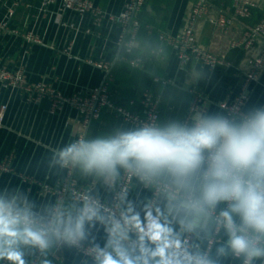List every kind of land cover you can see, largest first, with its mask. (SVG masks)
Returning <instances> with one entry per match:
<instances>
[{
	"label": "clouds",
	"instance_id": "9594fccd",
	"mask_svg": "<svg viewBox=\"0 0 264 264\" xmlns=\"http://www.w3.org/2000/svg\"><path fill=\"white\" fill-rule=\"evenodd\" d=\"M214 79L215 63L188 69L193 86ZM46 162L91 185L56 203L0 185V264H53L59 251L79 264H264V102L114 122Z\"/></svg>",
	"mask_w": 264,
	"mask_h": 264
},
{
	"label": "crops",
	"instance_id": "0c3cea01",
	"mask_svg": "<svg viewBox=\"0 0 264 264\" xmlns=\"http://www.w3.org/2000/svg\"><path fill=\"white\" fill-rule=\"evenodd\" d=\"M40 1L0 0V21H6V27L0 28V64L9 69H22L29 83L44 81L63 95H72L106 82L114 102L135 111H141L140 92L150 88L161 94V121L185 115L194 90L208 98L201 106L209 103L215 110L221 100L233 97L242 87L248 54L243 48L232 46L231 41L240 37L243 25L255 22L256 16L235 19L228 28L222 29L212 23L209 16L219 12L231 15L229 1H213L207 15L195 24L199 44L225 62V66L215 67V79L211 84L199 86L190 84L188 69L200 62L192 59L181 68L170 46L163 45L158 52V40L155 38L153 44L149 43L153 29L176 32L184 23L193 0H146L138 18L140 23L147 21L148 30L143 41L136 37L134 50V55L144 58L143 65L138 66L143 71L133 76L130 75L131 67L125 62L128 60L125 46L118 43L122 31L120 24L105 19L100 28L87 32L91 27L90 15L62 11L58 3L41 10ZM92 1L106 12L116 14L126 0ZM256 1L257 14L264 16V0ZM10 8L14 11L9 16ZM24 33H30L40 42L27 40ZM257 50L255 47L250 52ZM162 52L166 57L163 61L159 58ZM99 61L107 62L108 70L97 67L94 62ZM111 71L117 72L116 78ZM149 75L169 82L162 84L154 77L150 80ZM247 92L246 103L264 102V69L257 81L249 83ZM2 104H6V108L0 127V160L11 156L13 171L0 174V185H20L38 203H56L71 197L60 198L51 190L67 173V170L60 172L48 168L46 157L53 145L80 132H98L114 122H125L112 111L103 109L97 119L83 125L76 108L68 103L51 110L48 98L32 102L22 90L0 84V106ZM73 176L78 183L86 187L91 185L90 180L74 173ZM44 185L50 187L48 191L43 189ZM51 259L53 264H79L77 257L64 251L56 252Z\"/></svg>",
	"mask_w": 264,
	"mask_h": 264
},
{
	"label": "built area",
	"instance_id": "2783aa9c",
	"mask_svg": "<svg viewBox=\"0 0 264 264\" xmlns=\"http://www.w3.org/2000/svg\"><path fill=\"white\" fill-rule=\"evenodd\" d=\"M213 1L215 0H193L184 23L176 32L158 31L160 45L156 51H161L163 45L170 46L174 50L181 68H184L192 59L201 64L215 63V67L225 66L222 57L199 44L195 31L197 20L207 15ZM218 1H229L232 7L231 15L219 12L214 16H209V20L222 29L228 28L235 19L249 18L252 14V8L257 6L256 0ZM145 2L146 0H126L122 10L116 14L106 12L93 3L92 0H41L40 9L45 10L48 5L58 3L62 11L70 10L81 15L88 14L91 17V27L87 29V32L91 31L92 28H100L105 19L120 24L122 31L119 34L118 43L125 46L126 52L130 53L131 56L128 58V62L132 66H142L144 58L134 55V49L136 46V34L140 24L138 12ZM13 11L14 9L10 8L8 15H12ZM5 27L6 21H0V28ZM23 36L29 41L40 42L38 38L32 37L30 33H24ZM231 45L243 48L248 55H246V69L244 70L242 87L233 97L220 101L224 107H229L241 100L246 102L249 83L257 81L264 69V17L253 23H245L240 37L232 40ZM255 47L258 49L257 52H250ZM94 63L97 67L108 70L107 62L99 61ZM154 80L162 84L169 82V80L158 76H155ZM0 84L5 88L11 87L22 90L32 102H39L44 98H48L51 110L59 109L63 104L68 103L76 108L81 116L83 125L88 124L92 119H97L103 109L112 111L116 116L128 123L138 122L142 119H159L161 94L153 92L150 88H145L139 95L138 102L141 106V111H135L126 108L124 105L116 104L106 82L86 92L63 95L44 81L29 83L20 68L9 69L5 65L0 64ZM207 99L204 93L194 90L189 108L192 105H201ZM133 102L131 100V103ZM5 108L6 104L0 106V127L3 123ZM79 134H83V132ZM12 171L11 156L0 160V174ZM49 188L48 186H43L45 191H48ZM85 188L86 186L78 183L73 173L67 170L64 180L51 190L61 198L65 195L74 197L83 192Z\"/></svg>",
	"mask_w": 264,
	"mask_h": 264
},
{
	"label": "trees",
	"instance_id": "16d2710c",
	"mask_svg": "<svg viewBox=\"0 0 264 264\" xmlns=\"http://www.w3.org/2000/svg\"><path fill=\"white\" fill-rule=\"evenodd\" d=\"M142 8H143V6H142ZM141 8V9H142ZM251 12H252V15H255L256 16V18H254V20L256 21V19L258 20V19H260V18H262V17H264L263 15H258L257 14V10H256V8H252V10H251ZM139 22H140V20H139ZM146 22L147 21H141V23L139 24V28H138V30H137V34H136V37L140 40V41H143V39H144V35H145V33L147 32V30H148V26H146ZM151 37H152V39H150L149 41V43L150 44H153V42H154V40H155V38L158 40V45H159V43H160V41H159V38H158V32H156L155 31V29H153L152 30V32H151ZM151 46V45H150ZM150 46H148V47H150ZM135 50V49H134ZM126 53V59L127 58H129L131 55H130V53H128V52H125ZM125 62L129 65V67H131V69L132 70H130V75L131 76H133V75H135V74H140L141 72L140 71H143V70H141V69H139V67L138 66H132L129 62H128V60H125ZM111 75L114 77V78H116V75H117V72L116 71H111ZM149 77H150V80H152L153 79V77L154 76H152V75H149ZM142 92V91H141ZM141 92H140V94H141ZM139 94V95H140Z\"/></svg>",
	"mask_w": 264,
	"mask_h": 264
}]
</instances>
